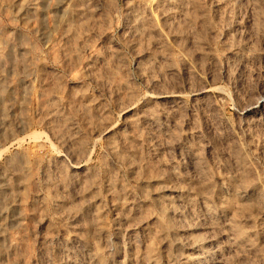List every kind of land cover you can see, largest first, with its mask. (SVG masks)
Segmentation results:
<instances>
[{
  "label": "rangeland",
  "instance_id": "obj_1",
  "mask_svg": "<svg viewBox=\"0 0 264 264\" xmlns=\"http://www.w3.org/2000/svg\"><path fill=\"white\" fill-rule=\"evenodd\" d=\"M30 1L0 0V264H264V0Z\"/></svg>",
  "mask_w": 264,
  "mask_h": 264
},
{
  "label": "bare ground",
  "instance_id": "obj_2",
  "mask_svg": "<svg viewBox=\"0 0 264 264\" xmlns=\"http://www.w3.org/2000/svg\"><path fill=\"white\" fill-rule=\"evenodd\" d=\"M35 6H36V3L34 2V0L33 1H30L28 4H27V6L25 7V9H24V12H29L30 10H33L34 8H35ZM14 49V48H13ZM8 81V80H7ZM264 102V101H263ZM263 102H258L257 103V106H259L261 103H263ZM52 109V108H51ZM102 111V110H101ZM55 116V115H54ZM53 116V117H54ZM1 119V118H0ZM115 149H116V147H115ZM114 148H113V150H115ZM82 167H80V166H75L74 167V169L75 170H80ZM87 179V178H86ZM7 183V182H6ZM4 187V186H3ZM10 188V187H9ZM119 188V187H118ZM166 192V189H163L162 190V192H160V193H165ZM165 194H163V196H162V198H165V196H164ZM168 196V195H167ZM172 196V195H171ZM160 197H161V195H160ZM177 198V197H176ZM115 200V199H114ZM174 204V203H173ZM119 205V204H118ZM118 205H117V207H118ZM91 206V205H90ZM115 206V205H114ZM129 206V205H128ZM128 208V207H127ZM135 211H136V209H135ZM179 212V211H178ZM126 213V212H125ZM115 217V216H114ZM175 218V217H174ZM95 221V220H94ZM127 223V222H126ZM77 226V225H76ZM94 226V225H93ZM230 227V226H229ZM231 229V228H230ZM131 230V229H130ZM0 233H2V232H0ZM166 233V232H165ZM100 235V234H99ZM173 236V235H172ZM107 238V237H106ZM98 239V238H97ZM148 240V239H147ZM77 242H79V241H77ZM10 243V242H9ZM14 245V244H13ZM166 245V244H165ZM110 246V245H109ZM3 249H5V248H3ZM167 249V248H166ZM94 252V251H93ZM169 252V251H168ZM175 252V251H174ZM148 253V252H147ZM6 254V253H5ZM167 254V253H166ZM9 255V254H8ZM202 255V254H201ZM7 257V256H6ZM186 260V259H185ZM116 261V260H115ZM187 261V260H186ZM21 262V261H20ZM4 263V262H3ZM17 263V262H16ZM25 263V262H24ZM171 263V262H170ZM169 264V263H168Z\"/></svg>",
  "mask_w": 264,
  "mask_h": 264
}]
</instances>
